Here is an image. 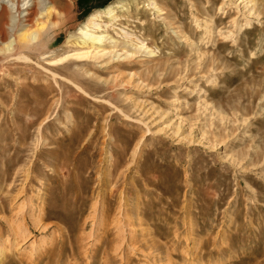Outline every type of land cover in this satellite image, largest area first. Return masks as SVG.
Returning <instances> with one entry per match:
<instances>
[{
  "label": "rangeland",
  "instance_id": "374dc122",
  "mask_svg": "<svg viewBox=\"0 0 264 264\" xmlns=\"http://www.w3.org/2000/svg\"><path fill=\"white\" fill-rule=\"evenodd\" d=\"M30 11H0V264H264V0Z\"/></svg>",
  "mask_w": 264,
  "mask_h": 264
},
{
  "label": "bare ground",
  "instance_id": "6f19581e",
  "mask_svg": "<svg viewBox=\"0 0 264 264\" xmlns=\"http://www.w3.org/2000/svg\"><path fill=\"white\" fill-rule=\"evenodd\" d=\"M20 2L23 3L22 8H21V6L19 7V3ZM39 4H41L43 9H44V7H46V9H47L48 5L51 4V0H0V11H3L4 7L7 8L8 11L10 12V14H11V18H12L11 20H12V22H14L15 21L14 15L19 11V8L22 9V10H25V11L27 10L26 17H29L31 15V11L30 10H33V8L37 7ZM50 8H51V6H50ZM50 8H48V10ZM6 11H5V13H6ZM34 13L36 14V12H34ZM108 13L110 14V13H112V11L108 10ZM1 14H2V12H1ZM30 20H27V21H30ZM7 24L8 23H5L6 26H7ZM2 30L3 29L0 30V35L3 33ZM91 37H89V38H91ZM28 39H31V37H29L26 34H23V36L21 37V40H28ZM91 40L94 41V42H97V43H101L102 42V39L99 36H93V39H91Z\"/></svg>",
  "mask_w": 264,
  "mask_h": 264
}]
</instances>
